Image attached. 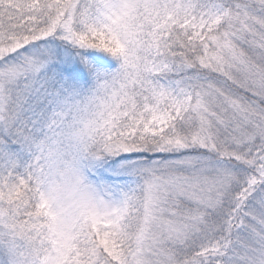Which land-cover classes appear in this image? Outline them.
Listing matches in <instances>:
<instances>
[{
	"label": "snow or ice",
	"instance_id": "1",
	"mask_svg": "<svg viewBox=\"0 0 264 264\" xmlns=\"http://www.w3.org/2000/svg\"><path fill=\"white\" fill-rule=\"evenodd\" d=\"M66 135L105 193L71 236ZM0 264H264V0H0Z\"/></svg>",
	"mask_w": 264,
	"mask_h": 264
},
{
	"label": "clouds",
	"instance_id": "2",
	"mask_svg": "<svg viewBox=\"0 0 264 264\" xmlns=\"http://www.w3.org/2000/svg\"><path fill=\"white\" fill-rule=\"evenodd\" d=\"M40 184L56 234L71 236L87 218L103 211L104 189L71 135L44 148Z\"/></svg>",
	"mask_w": 264,
	"mask_h": 264
}]
</instances>
